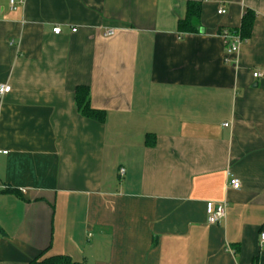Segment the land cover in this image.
Segmentation results:
<instances>
[{"label":"crops","instance_id":"obj_1","mask_svg":"<svg viewBox=\"0 0 264 264\" xmlns=\"http://www.w3.org/2000/svg\"><path fill=\"white\" fill-rule=\"evenodd\" d=\"M192 1L202 30L182 35ZM16 2L0 0V264H264V0Z\"/></svg>","mask_w":264,"mask_h":264},{"label":"trees","instance_id":"obj_2","mask_svg":"<svg viewBox=\"0 0 264 264\" xmlns=\"http://www.w3.org/2000/svg\"><path fill=\"white\" fill-rule=\"evenodd\" d=\"M202 4L197 1L188 3L187 15L178 23V30L182 35L187 33H199L201 27ZM255 14L247 11L243 17L242 24L239 28L231 30L232 32L241 33L242 37L249 38L252 34V28L255 22ZM76 102L80 113L86 117L103 122L105 120V112L95 109L91 106L90 88L88 86H79L76 91ZM45 264H84L75 261L69 255L51 256L44 260Z\"/></svg>","mask_w":264,"mask_h":264},{"label":"built area","instance_id":"obj_3","mask_svg":"<svg viewBox=\"0 0 264 264\" xmlns=\"http://www.w3.org/2000/svg\"><path fill=\"white\" fill-rule=\"evenodd\" d=\"M11 8L12 10L17 9V2L16 0H11ZM225 8H220L219 9V14H225L226 13ZM77 29L74 28L73 31H76ZM53 32L56 34H60L62 32V28L60 26H57L53 29ZM115 30L114 29H109L105 32V36H109L114 34ZM222 36L225 38L226 41V53L227 55H232L236 52L239 51L240 47L242 44L245 43L247 38L242 37L241 33L239 32H232L229 29H226L222 32ZM254 76L256 78L259 77H264V73L262 72H254ZM11 86L9 84H0V95H4L8 92H10ZM227 125V123L225 124ZM8 150H4L0 148V154H8ZM120 172L122 175L125 174V168H121ZM228 186L239 189L241 187V181L240 179L236 178L235 176L230 174V177L228 179ZM226 207H227V202H220L218 204H213L209 203L207 205V213H208V222L210 224H221L225 218H226ZM260 243L261 246L264 247V231H262L260 235ZM232 252H234L232 250Z\"/></svg>","mask_w":264,"mask_h":264}]
</instances>
